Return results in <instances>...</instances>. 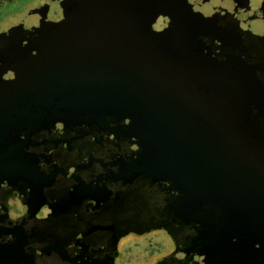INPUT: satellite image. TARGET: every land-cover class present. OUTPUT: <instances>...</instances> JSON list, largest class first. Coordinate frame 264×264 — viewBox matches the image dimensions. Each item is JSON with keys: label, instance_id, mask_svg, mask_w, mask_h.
Returning <instances> with one entry per match:
<instances>
[{"label": "water", "instance_id": "water-1", "mask_svg": "<svg viewBox=\"0 0 264 264\" xmlns=\"http://www.w3.org/2000/svg\"><path fill=\"white\" fill-rule=\"evenodd\" d=\"M206 1L42 0L0 34V146L9 151V125L30 122L36 110L117 116L138 141L140 169L182 195L178 216L219 209L224 227L238 216L240 234L251 212L249 223L260 226L256 90L243 70L201 58L192 45L209 21L200 25Z\"/></svg>", "mask_w": 264, "mask_h": 264}, {"label": "flooded vegetation", "instance_id": "flooded-vegetation-1", "mask_svg": "<svg viewBox=\"0 0 264 264\" xmlns=\"http://www.w3.org/2000/svg\"><path fill=\"white\" fill-rule=\"evenodd\" d=\"M209 1L191 43L201 58L246 73L251 121L264 136V0ZM36 112L0 152V264H264V210L255 212L262 224H250V212L240 234L238 216L224 227L219 209L178 216L182 195L140 169L127 120ZM156 231L169 250L144 261L131 253L132 236Z\"/></svg>", "mask_w": 264, "mask_h": 264}, {"label": "rangeland", "instance_id": "rangeland-1", "mask_svg": "<svg viewBox=\"0 0 264 264\" xmlns=\"http://www.w3.org/2000/svg\"><path fill=\"white\" fill-rule=\"evenodd\" d=\"M42 0H0V34L17 26L27 14L37 8ZM136 241L132 254L142 255L141 260L152 258L170 249L167 236L162 231H156L144 237L130 238ZM129 240V241H130ZM144 255V256H143Z\"/></svg>", "mask_w": 264, "mask_h": 264}, {"label": "bare ground", "instance_id": "bare-ground-1", "mask_svg": "<svg viewBox=\"0 0 264 264\" xmlns=\"http://www.w3.org/2000/svg\"><path fill=\"white\" fill-rule=\"evenodd\" d=\"M221 1H223V0H221ZM216 2V1H215ZM224 2H226V0H224ZM212 3H213V1H212ZM208 11V10H207ZM208 17V13L206 12V16H204V17H201L200 18V25L202 24V22H203V20H205L206 18ZM191 37V39H192V35L190 36ZM23 122V121H22ZM16 124H23V123H20V122H16ZM14 125V124H10L9 125V129H8V131H7V139H8V142H9V139H10V134H9V132H10V130H12V129H14L15 127H17L18 125ZM3 148H6V147H1L0 146V152H1V150L3 149ZM264 205V204H263ZM259 250H264V248L262 249H259Z\"/></svg>", "mask_w": 264, "mask_h": 264}, {"label": "trees", "instance_id": "trees-1", "mask_svg": "<svg viewBox=\"0 0 264 264\" xmlns=\"http://www.w3.org/2000/svg\"><path fill=\"white\" fill-rule=\"evenodd\" d=\"M237 70H240V68L239 69H237ZM61 110V109H60ZM15 124H16V122H15Z\"/></svg>", "mask_w": 264, "mask_h": 264}]
</instances>
